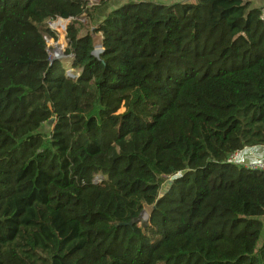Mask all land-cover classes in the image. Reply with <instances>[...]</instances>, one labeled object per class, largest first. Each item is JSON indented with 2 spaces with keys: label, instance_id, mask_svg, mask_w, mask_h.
Masks as SVG:
<instances>
[{
  "label": "trees",
  "instance_id": "obj_1",
  "mask_svg": "<svg viewBox=\"0 0 264 264\" xmlns=\"http://www.w3.org/2000/svg\"><path fill=\"white\" fill-rule=\"evenodd\" d=\"M107 2L0 0V264H264L260 8Z\"/></svg>",
  "mask_w": 264,
  "mask_h": 264
},
{
  "label": "rangeland",
  "instance_id": "obj_2",
  "mask_svg": "<svg viewBox=\"0 0 264 264\" xmlns=\"http://www.w3.org/2000/svg\"><path fill=\"white\" fill-rule=\"evenodd\" d=\"M99 3L101 0H98ZM97 1V3H98ZM68 25V22H65V28L64 30H61V27H55L52 26L51 28L48 27V30L52 33H54V35L56 36V40L54 41L52 38H50L48 36L47 33H45V37L47 39V49H48V55L50 60H55V61H62V68L64 71H66V73L68 75L73 76V73L71 72L70 68H69V63L68 61L70 60V56H66L65 54V47H66V41H65V33H66V26ZM99 39L95 38V53L94 56H98V54L100 53V48H99V43H98ZM171 181V179L167 180V182H165L164 186L166 187V185L169 184V182ZM163 187V189L165 188ZM144 213H146L147 217L141 214L139 219H138V225L139 226H143L147 223L148 221V214H149V208H146ZM143 219V220H142ZM264 225V218L261 219Z\"/></svg>",
  "mask_w": 264,
  "mask_h": 264
},
{
  "label": "crops",
  "instance_id": "obj_3",
  "mask_svg": "<svg viewBox=\"0 0 264 264\" xmlns=\"http://www.w3.org/2000/svg\"><path fill=\"white\" fill-rule=\"evenodd\" d=\"M89 5L99 4L98 0H86ZM98 1V3H97ZM124 1L127 0H108L107 5H105L101 10L97 12L100 15L96 20L102 19L112 9L119 7ZM139 1H154L164 5H172L175 3H185L189 0H139ZM252 6L255 8H261L264 5V0H251ZM253 162H264V147H255L244 149L238 154V163H253Z\"/></svg>",
  "mask_w": 264,
  "mask_h": 264
},
{
  "label": "built area",
  "instance_id": "obj_4",
  "mask_svg": "<svg viewBox=\"0 0 264 264\" xmlns=\"http://www.w3.org/2000/svg\"><path fill=\"white\" fill-rule=\"evenodd\" d=\"M259 20L264 22V5L260 8V13H259ZM65 22L69 21H63V20H57L55 22L52 23H48V27H61V30H64L65 28ZM44 41L47 44V39L44 36ZM228 163L230 164H236L241 166L242 168L249 170V171H253V172H263L264 173V162H253V163H238V154H233L231 157H229V159L227 160ZM98 178L95 179V181H97Z\"/></svg>",
  "mask_w": 264,
  "mask_h": 264
},
{
  "label": "bare ground",
  "instance_id": "obj_5",
  "mask_svg": "<svg viewBox=\"0 0 264 264\" xmlns=\"http://www.w3.org/2000/svg\"><path fill=\"white\" fill-rule=\"evenodd\" d=\"M142 215L144 216V218H145V216L147 217L146 213H144V212L142 213ZM142 220H143V219H142Z\"/></svg>",
  "mask_w": 264,
  "mask_h": 264
},
{
  "label": "water",
  "instance_id": "obj_6",
  "mask_svg": "<svg viewBox=\"0 0 264 264\" xmlns=\"http://www.w3.org/2000/svg\"><path fill=\"white\" fill-rule=\"evenodd\" d=\"M132 224V222L131 223H129V225H131Z\"/></svg>",
  "mask_w": 264,
  "mask_h": 264
}]
</instances>
